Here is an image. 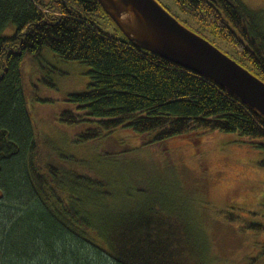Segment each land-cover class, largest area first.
<instances>
[{
    "label": "trees",
    "instance_id": "obj_1",
    "mask_svg": "<svg viewBox=\"0 0 264 264\" xmlns=\"http://www.w3.org/2000/svg\"><path fill=\"white\" fill-rule=\"evenodd\" d=\"M174 1L198 22L193 31L264 80V9L243 0ZM102 18L122 36L105 32ZM46 50L91 67L88 87L65 95L70 106L59 111L62 123L80 126L77 142L120 128L142 135L143 145L219 130L264 151V116L213 79L130 41L98 0H0V264H212L208 233L189 225L186 211L148 202L103 216L91 208L119 179L102 178L88 160L36 134L24 66L37 88H57L43 74Z\"/></svg>",
    "mask_w": 264,
    "mask_h": 264
},
{
    "label": "rangeland",
    "instance_id": "obj_2",
    "mask_svg": "<svg viewBox=\"0 0 264 264\" xmlns=\"http://www.w3.org/2000/svg\"><path fill=\"white\" fill-rule=\"evenodd\" d=\"M158 1L185 26L200 31L198 22L183 13L174 0ZM243 1L251 8L264 9V0ZM99 24L105 32L122 36L108 19H100ZM13 30L11 25L5 33ZM218 44L230 52L226 43ZM44 56L43 74L50 75L57 88H37L40 82L30 78L31 65L24 66L36 134L54 138L63 152L88 160L102 178L119 179L109 181L111 193L91 208L102 216L109 210L146 202L183 210L188 212L185 218L189 225L203 224L207 231L215 256L212 264H264V229L250 227L251 223L264 225V167L259 163L264 160L263 150L238 133L219 130L195 131L143 145L142 135L120 128L106 137L77 142L74 132L80 126L62 123L59 111L70 106L63 99L65 95L88 87L91 67L65 61L49 50ZM45 158L53 156L46 153Z\"/></svg>",
    "mask_w": 264,
    "mask_h": 264
},
{
    "label": "water",
    "instance_id": "obj_3",
    "mask_svg": "<svg viewBox=\"0 0 264 264\" xmlns=\"http://www.w3.org/2000/svg\"><path fill=\"white\" fill-rule=\"evenodd\" d=\"M98 1L130 41L213 79L264 116V81L181 23L158 0Z\"/></svg>",
    "mask_w": 264,
    "mask_h": 264
},
{
    "label": "bare ground",
    "instance_id": "obj_4",
    "mask_svg": "<svg viewBox=\"0 0 264 264\" xmlns=\"http://www.w3.org/2000/svg\"><path fill=\"white\" fill-rule=\"evenodd\" d=\"M126 17V16H125ZM124 17V18H125ZM232 58V57H231ZM233 59V58H232ZM240 64V63H239ZM242 66V65H241ZM244 67V66H243ZM245 68V67H244ZM247 69V68H246ZM249 72H251V71H249ZM252 73V72H251ZM253 75H255L254 73H252ZM255 76H257V75H255ZM258 77V76H257ZM259 78V77H258ZM261 79V78H260ZM262 80V79H261ZM262 81H264V80H262ZM263 116V115H262Z\"/></svg>",
    "mask_w": 264,
    "mask_h": 264
}]
</instances>
